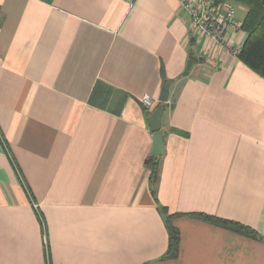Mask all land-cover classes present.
Returning <instances> with one entry per match:
<instances>
[{"label": "crops", "instance_id": "obj_1", "mask_svg": "<svg viewBox=\"0 0 264 264\" xmlns=\"http://www.w3.org/2000/svg\"><path fill=\"white\" fill-rule=\"evenodd\" d=\"M166 80L155 194L149 117ZM0 264H264V77L180 0H0Z\"/></svg>", "mask_w": 264, "mask_h": 264}, {"label": "trees", "instance_id": "obj_2", "mask_svg": "<svg viewBox=\"0 0 264 264\" xmlns=\"http://www.w3.org/2000/svg\"><path fill=\"white\" fill-rule=\"evenodd\" d=\"M231 1L244 4L247 7V13L242 23V29L246 32L247 36L238 56L250 68L264 77V0ZM170 82L171 81L166 80L164 84L168 86ZM161 158L162 155L151 153L146 159V165L150 169L149 182L153 185L155 194L157 193V186L160 178ZM160 210L164 216L169 233L168 249L162 258H175L179 255L181 241L180 230L174 224L176 213L169 212V210L162 205H160ZM189 215L246 235L258 236L255 229L240 222L206 213H190Z\"/></svg>", "mask_w": 264, "mask_h": 264}, {"label": "built area", "instance_id": "obj_3", "mask_svg": "<svg viewBox=\"0 0 264 264\" xmlns=\"http://www.w3.org/2000/svg\"><path fill=\"white\" fill-rule=\"evenodd\" d=\"M180 2L189 14L193 29L214 38L226 50L236 55L240 53L241 45L235 44L233 37L227 35L228 27L240 30L242 26L235 17V7L231 3L222 0H180ZM141 102L151 108L155 100L149 92H146L141 96Z\"/></svg>", "mask_w": 264, "mask_h": 264}, {"label": "water", "instance_id": "obj_4", "mask_svg": "<svg viewBox=\"0 0 264 264\" xmlns=\"http://www.w3.org/2000/svg\"><path fill=\"white\" fill-rule=\"evenodd\" d=\"M170 88L163 86L159 100L161 103L153 110L149 117L150 129L153 132V147L152 153L162 155L164 153V134L162 131V118L164 113L163 103L169 99Z\"/></svg>", "mask_w": 264, "mask_h": 264}, {"label": "rangeland", "instance_id": "obj_5", "mask_svg": "<svg viewBox=\"0 0 264 264\" xmlns=\"http://www.w3.org/2000/svg\"><path fill=\"white\" fill-rule=\"evenodd\" d=\"M222 1H224V0H222ZM225 1H227V2H228L229 0H225ZM236 5H237V4H236ZM241 28H242V26H241Z\"/></svg>", "mask_w": 264, "mask_h": 264}]
</instances>
